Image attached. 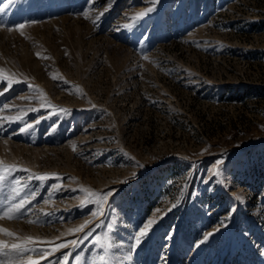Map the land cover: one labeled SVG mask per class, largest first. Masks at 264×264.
Wrapping results in <instances>:
<instances>
[{"label":"rangeland","instance_id":"1","mask_svg":"<svg viewBox=\"0 0 264 264\" xmlns=\"http://www.w3.org/2000/svg\"><path fill=\"white\" fill-rule=\"evenodd\" d=\"M0 69V209L30 201L0 240L37 238L40 264H264V0H0Z\"/></svg>","mask_w":264,"mask_h":264},{"label":"snow or ice","instance_id":"2","mask_svg":"<svg viewBox=\"0 0 264 264\" xmlns=\"http://www.w3.org/2000/svg\"><path fill=\"white\" fill-rule=\"evenodd\" d=\"M10 2H11V0H10ZM153 3H155V0H153ZM152 11H154V8L153 7H149L147 9H145L143 12L136 13L130 19L134 23L136 20L146 16L149 12H152ZM133 23L127 24V25H125V27H132ZM17 27L20 28V29H23L25 27V25L24 24H20ZM145 59H147V57H145ZM0 81H6L8 87H11V85L14 82H16V81L13 80L12 77L5 76L3 69H0ZM0 94H2V93H0ZM48 103L50 104V101ZM5 107H7V106H5ZM64 111H67V110H64ZM20 118L21 117H19V116H17V117H7V119L10 120V121L13 120V119H20ZM23 130L24 129H22V131ZM220 163H222V161ZM16 167H17L16 165H5L3 163V161L0 160V169H3V168L12 169V168H16ZM51 175H53V174H47V173L39 174L36 178H38L40 180H46ZM216 175H219V172H217ZM4 179H5V176L0 175V181H3ZM17 183H19V181H17ZM14 191H15V189H14ZM83 191L88 195V198H89L90 202L96 203L98 205V211H97V213H94V215L102 214L101 210H102L103 204L107 200L108 196L111 195V193L110 192L109 193H95V192H91L87 188L83 189ZM93 197H98V199H94V200L91 199ZM29 202L30 201H29L28 197H25L23 199H20L18 202L10 203L4 209H0V215L6 216L8 219L19 218L20 214H22V212L25 210V208H26V206H27V204ZM81 206H84V205L82 204ZM173 206H175V205H173ZM157 211H159V209ZM88 223L89 222L86 221L84 225H81V226H79L76 229H70L69 231L70 232H72V231L80 232L85 227H87ZM152 224H153V221L149 220L147 222V224L145 225L144 229H142L139 232V234L135 237V242H136L137 245L141 242L142 238L145 235H147V229L150 228V226ZM0 232H6L8 235H15L14 233L10 232L8 229L2 228V227H0ZM210 235H211V233L205 235L204 240H207L208 236H210ZM36 239L37 238L29 236V237L24 238L23 242L17 243V244H11V245H9L6 241L0 240V253H3L5 255H7L8 253L5 250L9 249V250L15 251L18 254V259L20 261V264H40V260L45 259L47 256L51 255L52 253L46 248H37L35 246H31L30 247L29 246L30 243H32ZM97 242H99V238H97ZM203 242L204 241L202 240L201 243H203ZM70 243L73 246H76L78 242L73 240ZM110 246L111 245H108V247H110ZM59 247H65L66 248V247H68V244L66 243V244H63V245H58L55 250H58ZM29 252H31V253H39V259H33L31 257H28L27 260H25L24 259V254L25 253H29ZM69 255H70L69 253H66L64 255V257H63L64 264H67ZM100 259L104 260L105 257L101 256ZM0 264H3V262H0ZM8 264H16V261L15 260H9Z\"/></svg>","mask_w":264,"mask_h":264}]
</instances>
